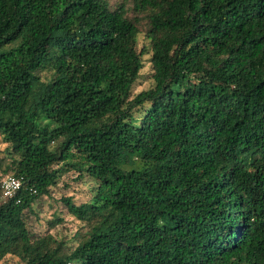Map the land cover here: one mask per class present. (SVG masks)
<instances>
[{"label":"trees","instance_id":"1","mask_svg":"<svg viewBox=\"0 0 264 264\" xmlns=\"http://www.w3.org/2000/svg\"><path fill=\"white\" fill-rule=\"evenodd\" d=\"M1 143L0 264H264V0H0Z\"/></svg>","mask_w":264,"mask_h":264},{"label":"rangeland","instance_id":"2","mask_svg":"<svg viewBox=\"0 0 264 264\" xmlns=\"http://www.w3.org/2000/svg\"><path fill=\"white\" fill-rule=\"evenodd\" d=\"M150 54L144 55V67L142 69V74L146 75L150 73L149 64ZM149 84V80L142 77L134 86V91H138L145 88ZM7 146L6 143L0 144V149H4ZM72 176L74 173H67L59 181L58 186L52 191V197L43 196L39 202L34 204V209L37 212L39 220L42 222V227H46V222L51 220L54 214L58 213L63 221L57 224L56 227L52 228L53 232L57 237L64 240L67 246H74L75 242L73 240V234L78 227V221L75 220L71 215L67 214L63 208L60 201L61 196L73 195L77 200H83L87 196V186L89 182L84 181H72ZM6 264H15L13 260H8Z\"/></svg>","mask_w":264,"mask_h":264},{"label":"built area","instance_id":"3","mask_svg":"<svg viewBox=\"0 0 264 264\" xmlns=\"http://www.w3.org/2000/svg\"><path fill=\"white\" fill-rule=\"evenodd\" d=\"M22 186V177L14 175H0V190L3 199L16 195Z\"/></svg>","mask_w":264,"mask_h":264}]
</instances>
